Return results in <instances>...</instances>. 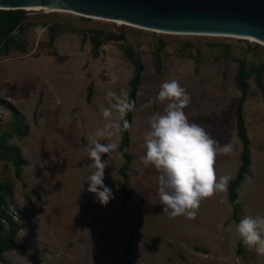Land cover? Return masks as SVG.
Segmentation results:
<instances>
[{"label":"rangeland","instance_id":"374dc122","mask_svg":"<svg viewBox=\"0 0 264 264\" xmlns=\"http://www.w3.org/2000/svg\"><path fill=\"white\" fill-rule=\"evenodd\" d=\"M19 12V26L0 40V68L18 69V83L31 82L41 91L37 75L19 69L21 61L14 59L29 51L35 63L37 57L48 58L43 76L50 78L56 97L44 93L34 130V182L27 176L21 180L10 161L18 158L16 143L28 125L7 110L0 135V195L10 191L5 206L18 214L15 219L2 215L21 228L14 241L22 249L4 251L0 264H264V256L245 246L236 231L243 218L264 216V45L232 37L167 34L70 13ZM56 36L71 40L73 47L61 42L55 50ZM62 46L65 52L59 51ZM6 59L13 62L4 64ZM239 69L247 91L242 112L250 161L236 189V217L227 190L202 200L194 219L169 218L158 196L159 174L140 163L149 118L162 113L164 105H143L158 95L163 82L179 81L191 96L184 109L189 122L202 126L221 145L234 146V154L220 155L215 163L217 177L228 175L232 181L242 151L235 120ZM137 71L141 75L128 128L126 186L120 175L125 161L117 149L102 158L110 164L104 183L115 196L102 206L87 191L89 137L107 122L101 113L112 108L106 91L128 97ZM120 115L112 108L113 122L120 123ZM51 124L56 128L52 134ZM109 141L119 146L120 132L100 142ZM14 188L20 204L13 198ZM1 223L7 225L3 219Z\"/></svg>","mask_w":264,"mask_h":264},{"label":"clouds","instance_id":"9594fccd","mask_svg":"<svg viewBox=\"0 0 264 264\" xmlns=\"http://www.w3.org/2000/svg\"><path fill=\"white\" fill-rule=\"evenodd\" d=\"M106 100L119 111L121 120L136 108L135 101L129 100L126 94H117L111 89L106 91ZM157 102L164 105L163 111L149 118L150 130L144 136L146 151L140 157V163L144 168H155L159 174L158 196L162 213L169 218L186 216L194 219L202 200L227 191L231 177L218 178L215 163L220 155L234 154V146L231 143L221 145L202 126L189 122L184 109L191 104V96L179 81L163 82L158 95L143 107L149 108ZM112 108H102V116L107 122L103 129L89 137L92 145L88 150L89 168L92 171L85 178L87 191L94 194L102 206L115 199L113 191L104 183L105 170L110 164L108 159L102 158L116 152L118 144L100 141L130 127L126 120L122 126L111 120ZM236 231L245 246L264 256V216L243 218Z\"/></svg>","mask_w":264,"mask_h":264},{"label":"water","instance_id":"95a60500","mask_svg":"<svg viewBox=\"0 0 264 264\" xmlns=\"http://www.w3.org/2000/svg\"><path fill=\"white\" fill-rule=\"evenodd\" d=\"M53 8L162 33L226 35L264 44V0H0V11Z\"/></svg>","mask_w":264,"mask_h":264},{"label":"crops","instance_id":"0c3cea01","mask_svg":"<svg viewBox=\"0 0 264 264\" xmlns=\"http://www.w3.org/2000/svg\"><path fill=\"white\" fill-rule=\"evenodd\" d=\"M61 42L66 43L67 46L68 44H71L73 47V43L71 40L65 39L63 37H58V36H56L55 39L53 40L52 47L55 48V50H57L58 43H61ZM62 49L64 51H62ZM59 51L65 52V49L63 48V46L62 48H60ZM32 55H34V53L29 51L26 55H23L22 57H19L14 60L21 61L22 65L17 64L18 67H20L19 69L22 68L24 72L25 71L28 72L27 71L28 69L32 71L31 72L32 75H35V74L37 75L36 80L41 81V84L43 87L41 91H40V88H38V86H36L35 88L33 85H31V82L30 83L29 82L18 83L17 80L14 79L18 69L16 68L11 69L8 66H4L0 68V100H3L9 103L21 116H23V118L25 119L28 125L27 133L24 134L21 137V140H19L16 143V149L18 151V157L25 162V164L21 166L20 168V172H19L20 179L24 180L27 176L33 180L32 182H34L36 176L32 173V170L30 169L32 166L31 164L35 163L30 159L32 152L34 151V147L36 145L34 130H37L39 128V124H40L39 115L42 111L43 104H44V93L46 91H50V94L54 95L55 97L56 95H55L54 87L51 84L50 78H46L47 76L46 77L43 76L45 69L44 68L42 69V65H45L44 63H47L46 60L48 58L43 59L41 57H37L35 58V61H36L35 63L34 61H32ZM25 60H28V61L24 62ZM4 61H5L4 64H7L10 62H13V59L12 60L6 59V60H3V62ZM47 71H50V70H47ZM35 98H37V100L34 102L33 99ZM56 101L58 102V99ZM55 129H56L55 125L51 124V129H50L51 134L53 131L55 133ZM39 139L41 140V137H39ZM41 143H43L42 140H41ZM36 168H38V166ZM16 190L17 189L14 188L13 198L18 204H20L22 199L19 196L18 191ZM9 251H15V250H9Z\"/></svg>","mask_w":264,"mask_h":264},{"label":"trees","instance_id":"16d2710c","mask_svg":"<svg viewBox=\"0 0 264 264\" xmlns=\"http://www.w3.org/2000/svg\"><path fill=\"white\" fill-rule=\"evenodd\" d=\"M21 12L19 11H0V40L5 39L9 34L13 32V30L19 26L20 24V16ZM140 75L141 72L137 71L130 81V87L128 90V99L135 101V96L137 93L138 86L140 84ZM237 81H238V89L240 92V98L237 103V108L235 111V120H236V133L237 137L239 138L241 144H242V151L240 155V167L237 171V175L234 180L229 182L228 185V197H229V202L233 208V214L236 217L237 211H238V206L239 204L237 203V196H236V189L240 186V184L243 181L244 176L247 173V168L249 166V140L247 137V132L245 128V123L243 119V112H242V105L245 101L246 97V87L244 85V81L242 78V71L239 69L238 74H237ZM0 104L4 105L7 109L11 110L15 116L19 117L23 122H26L23 116H21L9 103L0 100ZM132 112H128L124 117L123 120H126L129 125L131 123L132 119ZM123 120L120 121V124L122 126ZM27 133V127L25 128V133ZM23 134V135H24ZM129 132L128 129L120 132V143L118 146V152L121 155V157L124 159L125 163L123 167L120 169V175L124 180V185L126 186L127 182V175L126 171L130 166L131 163V156L129 155L128 149H129ZM17 151V149H16ZM18 153V151H17ZM11 163L15 167V171L17 174L20 172L21 166L25 164L23 160H21L19 157H11L10 158ZM124 194L126 195V191L124 189ZM11 193L10 191L5 192L4 194L0 195V201L5 204V199L6 197L10 196ZM2 217L0 218L3 219V221L6 222V226L1 223L0 225V237L3 236L5 233H7V237L3 240L0 241V255L4 251H9V250H19L22 249V245L18 244L14 241V238L16 236V233L21 229L18 226H14V224H10L8 221H6L4 215H1ZM10 220V219H7ZM239 224V223H238ZM126 254H128V249L126 250Z\"/></svg>","mask_w":264,"mask_h":264},{"label":"bare ground","instance_id":"6f19581e","mask_svg":"<svg viewBox=\"0 0 264 264\" xmlns=\"http://www.w3.org/2000/svg\"><path fill=\"white\" fill-rule=\"evenodd\" d=\"M23 10L30 11L29 13H51V12H59V13H70V14H74V15H78V16L88 17V16H84V15L77 14V13H73V12H70V11L53 9V8H48V7H45V8H30V7H25V8H23ZM89 18H95V17H89ZM97 19H99V18H97ZM103 20H105V19H103ZM107 21H109V20H107ZM111 22H119V21H111ZM120 23H122V22H120ZM122 24H125V23H122ZM126 25H128V24H126ZM167 34H179V33H167ZM211 36L239 38V37L226 36V35H211ZM240 39H246V40H249V41H252V42H256V43L262 44V43H260V42H258L256 40H254V39H251V38H240ZM262 45H264V44H262Z\"/></svg>","mask_w":264,"mask_h":264},{"label":"built area","instance_id":"2783aa9c","mask_svg":"<svg viewBox=\"0 0 264 264\" xmlns=\"http://www.w3.org/2000/svg\"><path fill=\"white\" fill-rule=\"evenodd\" d=\"M7 110L8 109L4 105L0 104V135L2 133L5 123L7 122ZM2 213H5L15 219L18 214V211L13 206L7 208L5 204L0 201V218Z\"/></svg>","mask_w":264,"mask_h":264}]
</instances>
